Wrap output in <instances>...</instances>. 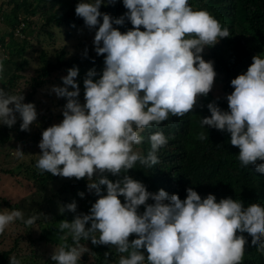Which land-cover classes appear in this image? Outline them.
Returning <instances> with one entry per match:
<instances>
[{"label":"clouds","instance_id":"clouds-1","mask_svg":"<svg viewBox=\"0 0 264 264\" xmlns=\"http://www.w3.org/2000/svg\"><path fill=\"white\" fill-rule=\"evenodd\" d=\"M112 2L78 0L74 8L84 25L95 29L93 51L104 54L98 78L93 79L95 69L85 73L83 104L74 79L76 66L60 78L62 86L50 89L66 102L62 120L41 132L35 167L53 176L85 178L87 191L97 197L87 213L77 211L75 200L58 207L57 212L73 213L71 221L58 224L61 239L70 237L72 244L53 248L50 260L78 264L81 255L90 252L80 243L84 240L121 254L113 262L105 253V264H241L243 235L250 238L249 247L264 251V207L244 208L230 197L217 201L211 193L201 198L192 187L185 189L181 200L163 189L150 192L127 174L137 161L147 167L157 165V151L168 143L163 132L150 133V148L142 154L135 146L144 140L145 128L170 115L189 113L197 98L209 93L216 72L202 52L229 37V29L207 10L194 9L188 0H121L126 11L117 17L98 10ZM125 19L131 28L121 32L113 27L123 25ZM83 56L87 57V47ZM6 59L0 53V79ZM251 60L246 71L230 80L232 91L224 97L228 110L209 102L210 115L200 118V125L229 133V143L239 149L240 164L264 176V163H256L264 162V55H253ZM23 101L22 92L0 88V125L11 128L19 118L20 130L29 129L37 112L32 102ZM197 138L205 136L199 133ZM15 155L22 157L19 147ZM109 174L117 179L109 180ZM77 195L83 198L84 192ZM149 199L151 203L146 202ZM2 207L0 233L15 221L28 226L38 218H25L20 206ZM130 234H134L131 240ZM9 264L21 262L10 256Z\"/></svg>","mask_w":264,"mask_h":264},{"label":"trees","instance_id":"trees-1","mask_svg":"<svg viewBox=\"0 0 264 264\" xmlns=\"http://www.w3.org/2000/svg\"><path fill=\"white\" fill-rule=\"evenodd\" d=\"M77 2L78 0H4L0 5L2 18L0 21L5 23L7 30L0 32V53L5 54L7 59L4 61L5 70L3 78L0 79V88L13 94L22 92L23 102H33L38 90L44 86L50 88L56 79V73L67 72L69 68L76 66L78 75L74 79L80 88L78 99L83 100L81 80L89 69H95L97 77L93 79L98 78L103 68L104 54L97 56L93 51L89 38L94 36L95 29H88L83 19L75 15L74 8ZM188 2L194 9L207 10L222 27L227 26L229 29V37L221 38L215 45L205 47L202 52L204 60L213 61L216 72L214 80L221 85L224 93L215 95L210 90L206 96L197 98V103L189 113L180 117L170 115L159 125L145 128L141 133L144 140L136 146L142 154H146L150 148L148 143L150 133L163 132L168 138V143L157 151L159 158L157 165L147 167L137 161L127 174L141 181L150 192L155 193L158 189H163L168 194H177L181 200L186 196L185 189L192 187L201 198L211 193L217 201L230 197L240 201L244 208L251 205L264 207V176L256 174L251 167L240 164L237 159L239 149L229 143V133L200 125V118L210 115L206 107L209 102L215 101L222 110H228L224 97L232 91L230 80L246 71L253 55H264V0H188ZM98 10L113 17L120 16L126 11L121 0L102 4ZM113 27L123 32L132 25L125 19L123 25H113ZM56 29L63 35L65 45L58 46L54 55L50 56L45 47L48 41L49 45L51 41L55 46L58 45ZM16 31L22 35V38L15 37ZM43 35L46 38L41 40ZM31 38L37 39L38 44L42 46L38 51L39 67H36L32 74L28 72L32 68L28 56L31 54L29 49L34 47ZM73 41L75 44L71 47ZM85 47H87V57L83 56ZM21 80L23 82L20 85ZM70 88L69 86V90ZM60 101V105L66 102L62 97ZM19 124L18 119L11 128L4 125L0 127V148L8 146V150H12L16 142L27 144L41 136L38 131L28 138V131L20 130ZM199 133H203L205 139H198ZM37 158L35 157L25 172H28L29 177L46 191L47 186L61 176H53L47 172L40 173L35 167ZM6 173L13 174L15 171L9 170ZM67 179L56 193L49 194L48 191L42 193L41 189L39 190L38 193L43 200L40 202L39 212L45 217V221L38 218V231H26L25 228L28 226L15 221L11 225L17 224L22 232L16 236L10 234L11 246L5 248L1 243L12 226L7 227L4 238L0 239V264H9L10 256L17 257L21 264H55L50 260L52 252H48L50 248L53 249L61 244H72L70 237L66 240L61 239L62 233L58 229V224L61 220L71 221L73 213L67 210L57 213V209L56 212L51 211V204L56 208L60 202L64 205L75 200L77 211L87 213L97 197L87 191L85 178ZM108 179L115 180L117 177L109 174ZM78 192H84V197H79ZM57 198L61 201L56 202ZM118 198L123 203V197ZM146 202L152 201L149 199ZM2 206L18 209L16 204L11 206L6 200H0V208ZM138 211H143V205L139 206ZM132 238L134 234H130L128 239ZM243 238L246 243L241 264H264V251L249 247L250 238L246 235H243ZM80 243L85 244L90 252L82 254L78 264H86L89 259L94 262L93 264H105V253H108L107 258L115 262L121 255L108 245H92L90 241L84 240ZM44 245L49 247L48 253L46 252L47 255L49 254L47 257H44L40 251ZM33 248L35 250L28 251Z\"/></svg>","mask_w":264,"mask_h":264},{"label":"rangeland","instance_id":"rangeland-1","mask_svg":"<svg viewBox=\"0 0 264 264\" xmlns=\"http://www.w3.org/2000/svg\"><path fill=\"white\" fill-rule=\"evenodd\" d=\"M3 2L4 0H0V5L3 4ZM0 20H2L1 17H0ZM34 20H36V18H34ZM5 29L7 30V26L5 25V23H3V21H0V32L4 31ZM55 34H56L58 45L55 46L53 41H51V44L49 45V41H48L47 43L48 45L47 47H45L50 56L54 55L55 49L58 46L65 45L63 41V35L59 33L58 29H56ZM15 37L22 38V35L18 31H16ZM45 38L46 37L43 35L41 40H44ZM89 40L92 42L93 37L89 38ZM31 42L34 45V47L32 46L31 49H29V52H31V54L28 55L29 58L31 59V64H32L31 70H28L30 74L33 73L36 67H39V63H38L39 62L38 60L39 52L38 51L42 47L40 44H38L37 39L31 38ZM74 44H75V41H73V43L71 44V47H74ZM66 74L67 72H63V71L56 73L55 75L56 79L53 81V84L51 86L53 85L62 86V81L60 78ZM24 75L29 76L28 74H24ZM81 81H83V79ZM22 82L23 81L21 80L20 85L22 84ZM51 86L50 88L47 86H44L42 89L38 90L34 98V101L32 102L35 106L37 117H36V120L32 124L29 125V129L27 130L29 134L28 138L38 133V131L41 134L44 128L54 123H59L60 120H62L61 109L64 104L60 105L61 98H57L55 94L50 91ZM210 90L213 91L215 95L224 93V90H222L221 85L218 84V82L215 80L213 81V86ZM80 102L81 104H83L84 100ZM1 126L3 125H0V127ZM40 138L41 136L37 137L35 141L33 140L29 141L27 144L16 142L13 150H8V146H4L0 148V200H6L7 202L11 204H16L18 208L20 206V210L23 212L25 218H27L28 216H32V215H37L39 219H42L41 221H45V217L38 215L40 213L39 210L41 209L40 202L43 201L38 192L41 189L43 193L45 189L41 188V186L38 183H35L33 179L29 177L28 172H25L26 168L31 164L34 158L38 157L40 150L37 147V144ZM17 147H19V149L23 152L22 157H17L15 155V151ZM8 153L9 155L6 156V154ZM9 170H14L15 173L13 174L6 173ZM66 180H68L66 177H61L60 179H58L57 182L54 181L50 183L47 186L45 193L47 191L49 194L56 193L57 190L61 187V184H63ZM55 201L60 202L61 199L57 198ZM62 205L63 204L60 202L55 208L51 204L50 209L51 211L56 212V209H58V207ZM2 209H7V207L3 206ZM38 218L37 220H39ZM37 220L32 225H28V227L25 228L26 231H31V230L38 231L39 226L37 225ZM20 222L23 223L22 221ZM19 232H22V229H20L17 225L12 226V228L10 229V232L8 233L6 238L1 243L2 247H5V248L10 247L11 246L10 244L12 243L10 234L13 233L16 236L17 234H19ZM5 234H6V231H4L3 233H0V239H3ZM34 236H37V235H34ZM48 248H49L48 246L44 245L40 249L44 257L49 256V254L47 255V253L48 252L50 253L53 250L50 248V251H48L49 250ZM31 250L33 251L35 249L34 248L28 249V251H31ZM107 259L110 260V258H107ZM93 263L94 262L91 259H89L88 262H86V264H93Z\"/></svg>","mask_w":264,"mask_h":264}]
</instances>
